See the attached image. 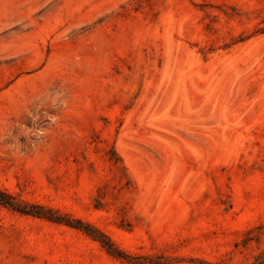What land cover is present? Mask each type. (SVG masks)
Returning a JSON list of instances; mask_svg holds the SVG:
<instances>
[{"label":"rangeland","instance_id":"1","mask_svg":"<svg viewBox=\"0 0 264 264\" xmlns=\"http://www.w3.org/2000/svg\"><path fill=\"white\" fill-rule=\"evenodd\" d=\"M0 264H264V0H0Z\"/></svg>","mask_w":264,"mask_h":264}]
</instances>
